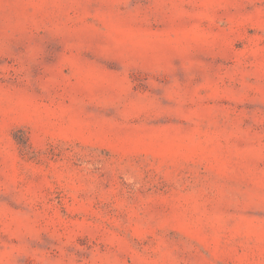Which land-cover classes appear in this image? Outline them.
Segmentation results:
<instances>
[{"label": "rangeland", "instance_id": "374dc122", "mask_svg": "<svg viewBox=\"0 0 264 264\" xmlns=\"http://www.w3.org/2000/svg\"><path fill=\"white\" fill-rule=\"evenodd\" d=\"M0 264H264V0H0Z\"/></svg>", "mask_w": 264, "mask_h": 264}]
</instances>
